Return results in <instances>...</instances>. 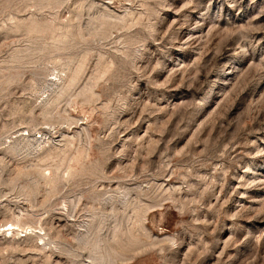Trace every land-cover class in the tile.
I'll return each instance as SVG.
<instances>
[{
	"label": "rangeland",
	"instance_id": "1",
	"mask_svg": "<svg viewBox=\"0 0 264 264\" xmlns=\"http://www.w3.org/2000/svg\"><path fill=\"white\" fill-rule=\"evenodd\" d=\"M0 264H264V0H0Z\"/></svg>",
	"mask_w": 264,
	"mask_h": 264
},
{
	"label": "bare ground",
	"instance_id": "2",
	"mask_svg": "<svg viewBox=\"0 0 264 264\" xmlns=\"http://www.w3.org/2000/svg\"><path fill=\"white\" fill-rule=\"evenodd\" d=\"M14 230V227H13V224L11 225L10 229H8L7 231H13ZM13 233V232H12Z\"/></svg>",
	"mask_w": 264,
	"mask_h": 264
}]
</instances>
